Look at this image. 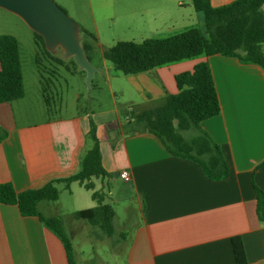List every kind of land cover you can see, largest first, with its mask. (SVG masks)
Instances as JSON below:
<instances>
[{
  "label": "crops",
  "instance_id": "1",
  "mask_svg": "<svg viewBox=\"0 0 264 264\" xmlns=\"http://www.w3.org/2000/svg\"><path fill=\"white\" fill-rule=\"evenodd\" d=\"M235 1L211 3L220 8ZM191 5L177 0L175 8L191 11L192 1ZM162 13L167 14V9ZM195 15L201 24L184 31L205 28L204 15L197 11ZM15 38L21 50L25 96L0 104V126L8 132L0 142V184L11 183L17 193H22L77 174L93 147L91 120L96 121L91 112L58 119H37L38 112L31 110L16 112L17 103L27 101L28 93L21 44ZM202 62L211 67L221 114L204 121L201 128L221 146L230 166L227 179L210 180L200 165L173 157L151 133L125 130L123 122L128 117L124 112L125 121L117 112L118 127L105 128L104 137L103 126L96 123L103 166L111 179H95V190L120 183L122 190L131 193L141 215L115 244L123 247L126 264H238L233 246L237 237L243 240L247 264H264V222L257 214L254 189L256 184L264 191V70L237 58L215 55L131 75L128 77L142 100L153 107L140 110L132 105L126 112L140 113L164 105L168 95L179 92L176 76L194 71ZM39 85L46 105L41 80ZM125 171L130 181L121 178ZM45 205L41 204V210ZM96 206L92 199L84 210ZM0 264L71 262L62 240L38 217H24L18 206L0 204Z\"/></svg>",
  "mask_w": 264,
  "mask_h": 264
},
{
  "label": "trees",
  "instance_id": "2",
  "mask_svg": "<svg viewBox=\"0 0 264 264\" xmlns=\"http://www.w3.org/2000/svg\"><path fill=\"white\" fill-rule=\"evenodd\" d=\"M195 10L204 15L205 28H193L180 34L162 38L147 39L142 43L121 41L103 53L104 59L125 76L138 75L173 63L198 58L221 55L237 58L243 64L258 65L264 70V0H237L232 4L214 8L211 0H191ZM83 47L88 58L94 47L88 42L95 38L82 30ZM36 64L41 76V84L48 107L52 112L49 96L50 83L44 77V61L62 65L63 59L50 53L44 38L36 33ZM71 61L76 63L73 59ZM0 104L24 98L25 85L18 40L12 35H0ZM47 66H45L46 68ZM78 67V66H77ZM178 94L168 95L164 105L140 113L126 110L128 117L124 129L133 133L146 132L158 137L169 153L176 158L190 160L200 165L205 175L213 181L225 180L230 176V166L223 150L211 136L202 130L201 124L221 114V105L208 62L198 64L194 71L176 76ZM51 118V116H50ZM8 137V132L0 126V142ZM90 138L93 147L81 161L77 174L49 182L44 187L17 193L11 183L0 184V204L16 205L24 217H38L64 243L71 264L73 246L67 233L63 217H46L40 206L44 202H56L60 198L59 185L67 190L77 182L92 192L97 206L78 211L77 220H84L100 229L106 237L114 239L116 211L106 200L105 190L110 185L96 191L95 179H111L102 162L97 124L91 120ZM257 214L264 222V191L256 184ZM114 245L116 242H113ZM238 264H247V256L242 238L233 239Z\"/></svg>",
  "mask_w": 264,
  "mask_h": 264
},
{
  "label": "rangeland",
  "instance_id": "3",
  "mask_svg": "<svg viewBox=\"0 0 264 264\" xmlns=\"http://www.w3.org/2000/svg\"><path fill=\"white\" fill-rule=\"evenodd\" d=\"M54 1L95 37L88 40L94 47L90 61L96 67H102L101 72L95 75L89 88L86 84L87 73L81 71L71 60H66L59 49L53 55L62 58L63 64L44 61L43 67L46 69L43 75L50 83L48 93L52 112L49 113L39 92L41 76L35 65L38 49L34 32L18 16L0 9V35L17 37L22 49L28 100L17 103L16 112H38L37 119H47L49 116L54 119L69 118L91 112L95 114V123L103 126V137L105 128L110 130L118 127L117 112L121 120L125 121L123 111L130 106H137L140 110L153 107L152 104H145L130 77L113 69L109 62L103 61L104 51L121 41L142 43L147 39H162L201 24L196 19L193 7L191 11H179L175 8L177 0ZM182 1L192 6L191 0ZM165 9L167 14L162 13ZM72 188L71 191L60 185L59 200L44 202L46 209L41 211L46 217L66 219L67 233L73 246V261L77 264H126L123 247H116L113 242H120L121 233L131 231L141 218L131 193L122 190L120 183L119 186L111 184L110 190H105L108 195L106 203L112 205L116 211V235L114 239H109L100 229L74 217L77 210L86 209L88 202H92V192L81 187L79 183H73Z\"/></svg>",
  "mask_w": 264,
  "mask_h": 264
},
{
  "label": "water",
  "instance_id": "4",
  "mask_svg": "<svg viewBox=\"0 0 264 264\" xmlns=\"http://www.w3.org/2000/svg\"><path fill=\"white\" fill-rule=\"evenodd\" d=\"M0 9L18 16L36 34L42 36L47 50L60 49L66 60L73 59L87 73L89 88L101 69L94 66L83 47L82 28L54 0H0Z\"/></svg>",
  "mask_w": 264,
  "mask_h": 264
},
{
  "label": "built area",
  "instance_id": "5",
  "mask_svg": "<svg viewBox=\"0 0 264 264\" xmlns=\"http://www.w3.org/2000/svg\"><path fill=\"white\" fill-rule=\"evenodd\" d=\"M121 178L125 181H130L131 180V176L129 174V172L125 171V172H122L121 174Z\"/></svg>",
  "mask_w": 264,
  "mask_h": 264
}]
</instances>
